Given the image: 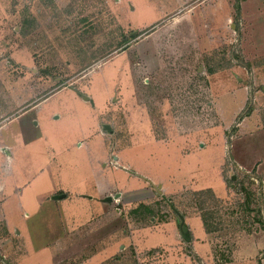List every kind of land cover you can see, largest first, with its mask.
<instances>
[{
	"label": "rangeland",
	"instance_id": "374dc122",
	"mask_svg": "<svg viewBox=\"0 0 264 264\" xmlns=\"http://www.w3.org/2000/svg\"><path fill=\"white\" fill-rule=\"evenodd\" d=\"M129 1L0 0V264H264V172L232 152L240 137L264 159L262 46L241 20L213 26L224 0ZM137 100L148 121L130 125ZM208 186L223 190L211 234Z\"/></svg>",
	"mask_w": 264,
	"mask_h": 264
},
{
	"label": "crops",
	"instance_id": "0c3cea01",
	"mask_svg": "<svg viewBox=\"0 0 264 264\" xmlns=\"http://www.w3.org/2000/svg\"><path fill=\"white\" fill-rule=\"evenodd\" d=\"M156 1L157 2L153 1L152 4H151V2H149L148 0H145L144 8L147 9V7H148L149 8V11L154 12V13L160 11V10H155L154 11V9H152L154 7L157 8V9H162L163 11H166V12H170L171 13V12H174L175 10H177L178 7L183 6L186 3V0H163V1L162 0L161 1L160 0H156ZM226 3H228V5H226ZM129 4L131 5V9L130 10H132V11H134L133 9H134V6L135 5H137V6H140L141 5L138 0H134V1L133 0H130L129 1ZM152 5H153V7H152ZM208 11H210L208 14H211V16H210L211 18L210 19H212L213 26L216 27L218 30H219V28L221 29V28L225 27V26H222V25H223L224 20L227 19L226 20L227 23L229 25H231V27L233 28V30L238 34V30H240V28H238V21L241 20V25H242L241 30L245 31V29L247 28L248 34L250 33L247 38H248V41L252 42L251 43L252 44V49L254 47V50L253 51H255V48H256L257 45L258 46H262V51L261 52L260 51L257 52V57H260L261 55L264 54V0H231V1L224 0L221 4H220V1L219 2L218 1L216 2L215 1L214 3H209V5H208ZM234 20H235L236 23L234 22ZM211 86H212V84H211ZM214 88H215V86L213 85L212 86V90L213 91H214ZM140 89L141 88H137L136 87V89L134 90V93L137 94V92ZM234 90H236V89L234 88ZM213 91H212V94H213V96H215L214 93H213ZM78 94H81V93H78ZM89 98L90 97H88V99H86V97H85L86 101L90 102L89 101ZM92 99H94V98H92ZM136 99H137V97H136ZM244 101H245V99H244ZM38 103H34L30 108L39 106ZM94 103H95V106H97L95 100H94ZM137 105H138V107L135 108L134 116H132L131 117V120L129 121V124L130 125H131L132 121H135V123L137 121L140 122V123H143V120H145L146 122L148 121V118H146V116L144 115V112H145L144 109L142 108L141 105L138 104V100L135 102V106H137ZM101 110H103V111L105 110V106L104 105L102 106V109ZM25 111H27V109ZM125 115H126V119L128 120V118H127L128 113L125 112ZM236 117H237V113H236ZM236 117H235L234 121L236 120ZM251 117H253V116L252 115H247V116H245L240 121L239 124H240V127H241L240 128L241 131H243L245 128H248L249 126H252V123H249L250 120H251ZM150 123L151 122H150V119H149V125H150ZM232 123L229 124V125H232ZM3 124H1L0 127ZM262 129L263 128H261V127L257 128L256 129L257 130V133L258 134L264 133V130H262ZM106 130H107V128L105 129L104 133L106 132V134L108 135V133H107ZM150 131H151V126H150ZM240 133H242V132H240ZM133 134L136 137V135H137L136 134V131L133 132ZM34 138L35 139H40L41 138V134L40 135H37ZM32 141H34V140H32ZM32 141L31 140H28V141H25V142H28V143L30 142L31 143ZM235 142H237L236 144L240 143V145H238V146L236 145L237 148H235L234 150H232V152H243L244 157H245L247 163L245 161L242 164L244 166H246V167L254 168L257 165V163H259L260 165H259V169L258 170L260 171V169H261L264 172V159L261 158L263 156L258 153L259 151L257 149H254V147L251 146V142L250 141H246L244 138H240V137L237 138V141H235ZM201 143L203 145V142H201ZM79 146H81V144H79ZM0 152H5L6 153V156H5L6 157L5 158V164L13 163V161H14L13 160V155L14 154H13V152H11L10 147H8L7 144H4V143L3 144H0ZM115 158H117V160L115 161V163H117V165L118 164L120 165L118 157L115 156ZM223 163H224V158H223ZM247 164H249V165H247ZM117 165L115 166L116 168L119 167ZM122 167L128 171V168H129L128 166L123 165ZM222 173H223V164H222ZM144 177L146 179V182H145L146 188H144V189H147V190L148 189H151L153 185H155L156 183L158 184L160 182L162 184L161 186H163V188L166 189V186L164 185V183L162 181L153 180V179H151V178H149L147 176H144ZM223 177H224V175H223ZM4 180L6 182L5 185L8 188L6 178ZM223 181L220 183V186L222 187V189H224V183H223ZM107 184H108L107 181H105L104 179L103 180L96 181V183H95V189L97 190L98 193H103L102 188H103V186H105ZM208 188H211L212 190H214V192L216 191L217 193H220V192L223 191V190L218 191L217 188H214L212 186H208ZM18 190H20V188L17 187L15 189V191L17 192ZM53 193H58V194H63L64 193L65 194L64 197L67 196L66 195L67 190H56L55 189V190H52L51 191V194H53ZM54 195H57V194H54ZM7 196H8V200H9V198H10L9 193H8ZM64 197H62V198H64ZM52 199H53V197H52ZM60 199H54V200H60ZM206 235H207V238L205 240L208 241V237L209 236H208L207 232H206ZM210 247H212V246L210 245ZM255 248H256V250H255ZM259 249H261V247L258 248L257 245H254V247H253V250L254 251L259 252ZM199 254L201 255L202 253L199 252Z\"/></svg>",
	"mask_w": 264,
	"mask_h": 264
},
{
	"label": "trees",
	"instance_id": "16d2710c",
	"mask_svg": "<svg viewBox=\"0 0 264 264\" xmlns=\"http://www.w3.org/2000/svg\"><path fill=\"white\" fill-rule=\"evenodd\" d=\"M196 193H197L196 195H199V196L203 195V196L209 197L207 204L210 207L209 208H205V206L200 207V209L202 210L201 216H202V220L206 228V231L209 234L218 231L221 227V224L224 223V221H222V215H221L222 209L219 208L221 204V200L218 199V197L216 196L215 192L212 189H207V190L199 191ZM247 201H250V200L248 199ZM261 211L262 210L260 208L257 212L259 214L254 215V222L262 224V229H264V217H262ZM233 212L235 213V211H232V213ZM251 230L252 229H249V232H251Z\"/></svg>",
	"mask_w": 264,
	"mask_h": 264
},
{
	"label": "water",
	"instance_id": "95a60500",
	"mask_svg": "<svg viewBox=\"0 0 264 264\" xmlns=\"http://www.w3.org/2000/svg\"><path fill=\"white\" fill-rule=\"evenodd\" d=\"M86 99H88V97H86ZM65 196V194L63 193V194H57V195H54L53 196V199H60V198H62V197H64ZM120 196V193H118L117 195H116V198H118ZM106 201H111L112 200V197H107L106 199H105ZM183 229H184V234H183V236L186 238V239H190V237H188L187 236V231H188V228L186 227V226H183Z\"/></svg>",
	"mask_w": 264,
	"mask_h": 264
}]
</instances>
